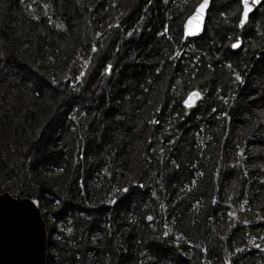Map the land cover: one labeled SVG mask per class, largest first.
Returning <instances> with one entry per match:
<instances>
[{
	"label": "trees",
	"instance_id": "1",
	"mask_svg": "<svg viewBox=\"0 0 264 264\" xmlns=\"http://www.w3.org/2000/svg\"><path fill=\"white\" fill-rule=\"evenodd\" d=\"M199 1L0 0V191L47 264H264V0L184 40Z\"/></svg>",
	"mask_w": 264,
	"mask_h": 264
},
{
	"label": "water",
	"instance_id": "2",
	"mask_svg": "<svg viewBox=\"0 0 264 264\" xmlns=\"http://www.w3.org/2000/svg\"><path fill=\"white\" fill-rule=\"evenodd\" d=\"M201 2L202 0L196 4L195 8ZM261 2L262 0H260ZM249 3L252 12L260 5V3L253 5L251 0ZM210 5L211 0H209V6L205 10L204 19L197 34H187L186 27L188 18L195 11V8L187 17L184 26V40L187 37L200 36L204 32ZM252 12L249 13V16ZM240 27L242 26L240 25ZM237 42L241 46L242 40L239 39L234 44ZM33 201L35 200L31 197L15 196L10 192L0 191V264H47V224L43 212Z\"/></svg>",
	"mask_w": 264,
	"mask_h": 264
},
{
	"label": "snow or ice",
	"instance_id": "3",
	"mask_svg": "<svg viewBox=\"0 0 264 264\" xmlns=\"http://www.w3.org/2000/svg\"><path fill=\"white\" fill-rule=\"evenodd\" d=\"M251 3L253 5L260 3V0H251ZM240 4L243 6V11H242V18L240 19V25L243 26L246 21L248 20L249 13L252 12V7L250 6L249 0H240ZM209 6V0H202V2L195 8V11L192 13V15L188 18L187 21V34L189 35H194L197 34L200 31V25L204 19V14L205 10ZM195 25V27H193ZM239 42L236 44H233V48L239 47ZM93 51H96L95 48H93ZM106 71L110 72L111 71V65H108L106 68ZM83 75V73H81ZM237 80L242 81V78L237 75L236 77ZM200 93L198 91H193L191 92L188 97L184 100V103L187 107H192L196 100L200 98ZM125 191H127L125 189ZM33 203L38 204V201H33ZM256 247H259V245H256Z\"/></svg>",
	"mask_w": 264,
	"mask_h": 264
}]
</instances>
